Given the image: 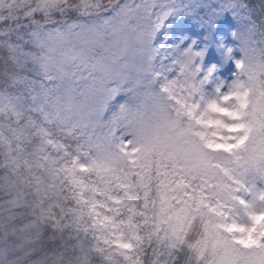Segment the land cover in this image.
<instances>
[{"label":"snow or ice","instance_id":"6c2138e0","mask_svg":"<svg viewBox=\"0 0 264 264\" xmlns=\"http://www.w3.org/2000/svg\"><path fill=\"white\" fill-rule=\"evenodd\" d=\"M0 264H264V0H0Z\"/></svg>","mask_w":264,"mask_h":264}]
</instances>
